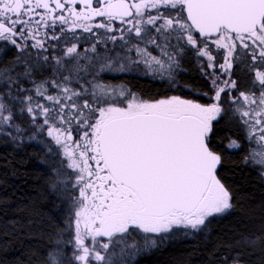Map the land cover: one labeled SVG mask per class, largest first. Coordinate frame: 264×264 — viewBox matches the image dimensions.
<instances>
[{"label": "snow or ice", "instance_id": "6c2138e0", "mask_svg": "<svg viewBox=\"0 0 264 264\" xmlns=\"http://www.w3.org/2000/svg\"><path fill=\"white\" fill-rule=\"evenodd\" d=\"M191 64L202 87L181 84ZM0 136L56 157L65 220L36 264H137L207 239L237 207L221 145L264 179V0H0Z\"/></svg>", "mask_w": 264, "mask_h": 264}, {"label": "trees", "instance_id": "16d2710c", "mask_svg": "<svg viewBox=\"0 0 264 264\" xmlns=\"http://www.w3.org/2000/svg\"><path fill=\"white\" fill-rule=\"evenodd\" d=\"M130 83L146 95L168 90L167 85L149 77ZM181 84L202 87L194 64L187 66ZM41 141L37 137L17 145L0 136V264H36L39 253L48 246L49 234L63 227L64 205L49 180L56 157L45 147L47 139ZM221 149V176L236 196V210L219 218L207 239L197 234L165 240L138 257L137 264H219L220 256H238L241 264H264V179L257 167L245 163L246 151L228 150L223 145ZM244 237L262 239L248 245Z\"/></svg>", "mask_w": 264, "mask_h": 264}, {"label": "flooded vegetation", "instance_id": "af4514ba", "mask_svg": "<svg viewBox=\"0 0 264 264\" xmlns=\"http://www.w3.org/2000/svg\"><path fill=\"white\" fill-rule=\"evenodd\" d=\"M9 47H11V46H9Z\"/></svg>", "mask_w": 264, "mask_h": 264}]
</instances>
